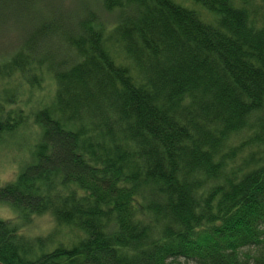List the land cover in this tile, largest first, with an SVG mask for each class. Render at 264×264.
Here are the masks:
<instances>
[{
	"label": "trees",
	"instance_id": "trees-1",
	"mask_svg": "<svg viewBox=\"0 0 264 264\" xmlns=\"http://www.w3.org/2000/svg\"><path fill=\"white\" fill-rule=\"evenodd\" d=\"M67 1L3 0L33 22L0 54V139L38 140L0 261L264 264V0Z\"/></svg>",
	"mask_w": 264,
	"mask_h": 264
},
{
	"label": "rangeland",
	"instance_id": "rangeland-1",
	"mask_svg": "<svg viewBox=\"0 0 264 264\" xmlns=\"http://www.w3.org/2000/svg\"><path fill=\"white\" fill-rule=\"evenodd\" d=\"M68 0L66 4H71ZM65 0H63V3ZM78 0L72 1V6ZM70 6V5H69ZM38 9V7H37ZM49 11V10H48ZM50 11L48 12V14ZM23 8L17 10L0 0V54L11 49L24 36V31L33 22L26 18ZM51 93V86L43 91L35 92L32 100L39 99ZM38 140V129L33 123H28L25 127L18 129L16 133L4 135L0 139V186L15 178L20 168L31 160V151ZM14 212L7 206L0 205L1 219H14ZM53 228V221L47 214L34 217L32 223L24 227L22 231L28 235H44ZM65 231V230H63Z\"/></svg>",
	"mask_w": 264,
	"mask_h": 264
},
{
	"label": "bare ground",
	"instance_id": "bare-ground-1",
	"mask_svg": "<svg viewBox=\"0 0 264 264\" xmlns=\"http://www.w3.org/2000/svg\"><path fill=\"white\" fill-rule=\"evenodd\" d=\"M185 262H186V261H185ZM187 263H188V264H192L191 261L186 262V264H187Z\"/></svg>",
	"mask_w": 264,
	"mask_h": 264
},
{
	"label": "water",
	"instance_id": "water-1",
	"mask_svg": "<svg viewBox=\"0 0 264 264\" xmlns=\"http://www.w3.org/2000/svg\"><path fill=\"white\" fill-rule=\"evenodd\" d=\"M0 264H3V263L0 261Z\"/></svg>",
	"mask_w": 264,
	"mask_h": 264
}]
</instances>
